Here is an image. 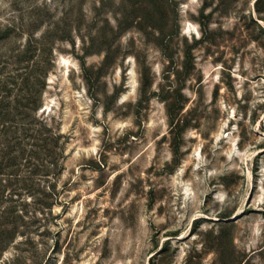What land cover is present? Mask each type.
<instances>
[{
	"label": "rangeland",
	"instance_id": "rangeland-1",
	"mask_svg": "<svg viewBox=\"0 0 264 264\" xmlns=\"http://www.w3.org/2000/svg\"><path fill=\"white\" fill-rule=\"evenodd\" d=\"M26 77L54 151L0 264H264V0H0Z\"/></svg>",
	"mask_w": 264,
	"mask_h": 264
},
{
	"label": "trees",
	"instance_id": "trees-1",
	"mask_svg": "<svg viewBox=\"0 0 264 264\" xmlns=\"http://www.w3.org/2000/svg\"><path fill=\"white\" fill-rule=\"evenodd\" d=\"M0 93V248L6 249L18 232L23 231L20 211L22 191L26 184L33 187L34 180L26 182V153L29 164L32 158L44 151L53 153L50 147L54 136L44 132L33 116L40 97L36 81L26 77V92L21 99L12 101L2 88ZM23 99V100H22ZM48 159V157H40ZM36 170L31 172V175ZM9 192L7 193V191ZM31 190V189H29ZM46 192V191H45ZM18 194V197L15 195ZM50 192L44 194L48 199Z\"/></svg>",
	"mask_w": 264,
	"mask_h": 264
},
{
	"label": "bare ground",
	"instance_id": "bare-ground-1",
	"mask_svg": "<svg viewBox=\"0 0 264 264\" xmlns=\"http://www.w3.org/2000/svg\"><path fill=\"white\" fill-rule=\"evenodd\" d=\"M190 25H192V23H191V22H190ZM186 30H187V31H189V30H190L188 26H186ZM193 33H195V34H196V33H198V31H195V30H194V31H193ZM238 216H239V214H238L236 217H238Z\"/></svg>",
	"mask_w": 264,
	"mask_h": 264
}]
</instances>
